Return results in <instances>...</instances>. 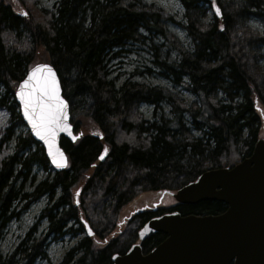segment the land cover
<instances>
[{"label":"trees","instance_id":"16d2710c","mask_svg":"<svg viewBox=\"0 0 264 264\" xmlns=\"http://www.w3.org/2000/svg\"><path fill=\"white\" fill-rule=\"evenodd\" d=\"M179 1L190 48L170 31L173 18L142 0H60L54 12L40 9L37 0H0V108L10 113L7 138L15 143L0 162V242L19 217V204L25 209L42 197L48 201L40 214L46 232L34 237L31 230L10 254L0 249V264L46 259L47 241L66 235L78 240L61 264H111L156 215L226 210L224 202L204 200L120 215L141 193L162 200L206 170L233 167L264 132V31L250 24H264V0H216L222 16L211 0ZM134 44L148 46L159 74L195 100L188 104L165 87L113 77L111 62ZM45 61L58 73L80 134L75 142L61 139L70 162L61 172L27 129L16 134L26 125L15 91L28 69ZM143 103L153 107L151 119L140 112ZM165 238L150 234L144 251Z\"/></svg>","mask_w":264,"mask_h":264},{"label":"water","instance_id":"95a60500","mask_svg":"<svg viewBox=\"0 0 264 264\" xmlns=\"http://www.w3.org/2000/svg\"><path fill=\"white\" fill-rule=\"evenodd\" d=\"M38 64L51 65L56 71L47 62L36 63L28 71ZM56 74L63 96L57 71ZM15 99L23 122L34 140L43 146L51 167L56 172L65 170L69 158L61 146V139L75 142L80 137L71 122L69 102L68 123L71 128L69 132H60L56 141L57 147L67 158V164L57 167L49 156L45 141L35 135L24 118L21 101L16 94ZM73 136L77 138L74 140ZM173 198L181 204L216 200L224 202L227 208L219 214L182 215L172 211L153 217L139 230V242L132 244L124 254H114L111 264H264V132L250 156L233 167L202 172L174 192ZM157 232L165 234L166 238L144 252L141 243Z\"/></svg>","mask_w":264,"mask_h":264},{"label":"rangeland","instance_id":"374dc122","mask_svg":"<svg viewBox=\"0 0 264 264\" xmlns=\"http://www.w3.org/2000/svg\"><path fill=\"white\" fill-rule=\"evenodd\" d=\"M59 1L60 0H37V6L40 9L54 12ZM142 1L166 11L173 18V21L168 23L170 31L177 36L185 47H191V41L185 29L187 24L185 11L179 0H171L168 7L161 4L160 0ZM250 24L258 28L260 31H264V24L261 22L252 20ZM126 49L128 50L123 52L119 57L115 58L110 65L111 75L113 77L118 76L119 82L130 79L144 82L149 85L162 86L178 93L188 104H191L195 100L194 95H192V93L185 87L174 85L170 80L159 74V70L155 68L152 62L153 56L148 46L134 44L126 47ZM168 51V48H163V52L166 53ZM170 52L171 58L173 60H177V53H175V51ZM165 109L168 112L170 107L165 105ZM139 110L146 119L152 118V106L143 103L140 105ZM10 125V113L4 108H0V162L14 151V141L7 138V129ZM26 129V126H18L16 134L25 132ZM44 176L45 173L39 171V180L43 179ZM162 199L163 200L161 202L166 206L174 202V199L170 194L165 197L163 196ZM158 200L159 198L157 196H152L150 193H141L135 199L130 201L126 207L124 206L125 208L123 207L121 209L120 215L121 217H126L136 209L152 205ZM47 204V197H42L36 200L25 209H21L23 203L19 204L17 207V211L19 209L21 211L19 217L10 222L8 228L5 230L3 239L0 242V249L3 254H10L17 243L31 230L34 231V237H39L46 232L47 221L45 219H41L40 214L41 210L46 207ZM205 214L208 213L203 212L197 215ZM77 240V237L66 235L58 241H47L45 248L47 258L38 259L34 264H61L65 254L74 246Z\"/></svg>","mask_w":264,"mask_h":264},{"label":"snow or ice","instance_id":"6c2138e0","mask_svg":"<svg viewBox=\"0 0 264 264\" xmlns=\"http://www.w3.org/2000/svg\"><path fill=\"white\" fill-rule=\"evenodd\" d=\"M160 3L168 7L171 0H160ZM211 5L217 16L223 15L216 0H211ZM23 15L27 16L28 12L25 11ZM15 94L21 101L24 118L30 123L35 135L45 141L52 162L57 167L66 166L67 158L57 147L56 141L60 132H69L71 125L68 123V101L61 95L56 71L48 64L36 65L20 82ZM72 138L75 140L77 137ZM108 151L105 146L99 158L104 159ZM88 232L93 234L91 228Z\"/></svg>","mask_w":264,"mask_h":264},{"label":"flooded vegetation","instance_id":"af4514ba","mask_svg":"<svg viewBox=\"0 0 264 264\" xmlns=\"http://www.w3.org/2000/svg\"><path fill=\"white\" fill-rule=\"evenodd\" d=\"M155 204H156V203H155ZM155 204H152V205H149V206H145V208L147 207V208H149L150 210L155 211V210H157V207H156Z\"/></svg>","mask_w":264,"mask_h":264}]
</instances>
